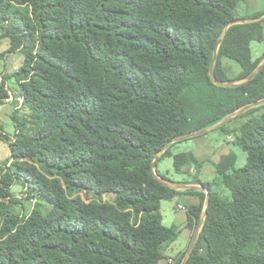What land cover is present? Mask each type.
<instances>
[{
    "label": "trees",
    "instance_id": "obj_1",
    "mask_svg": "<svg viewBox=\"0 0 264 264\" xmlns=\"http://www.w3.org/2000/svg\"><path fill=\"white\" fill-rule=\"evenodd\" d=\"M242 0H0V66L9 54L20 66L0 72V106L7 82L18 85L28 112L0 126L9 158L0 162V264H159L162 247L180 231L162 223L160 204L180 193L157 179L209 189V205L185 264H264V102L238 117V128L218 127L246 153L214 163L229 191L212 182H177L152 167L177 136L222 122L264 99V63L250 80L219 86L209 70L217 41L239 17ZM264 18L227 28L217 47L214 79L242 80L264 60L251 43L264 41ZM240 72L230 79L222 58ZM181 141V140H180ZM178 142V141H176ZM176 173L202 164L191 152L172 154ZM21 180L37 200L19 216L11 187ZM186 208L194 230L205 193ZM111 196V200H106ZM45 207L47 209H45ZM185 249L174 258L181 264Z\"/></svg>",
    "mask_w": 264,
    "mask_h": 264
},
{
    "label": "rangeland",
    "instance_id": "obj_2",
    "mask_svg": "<svg viewBox=\"0 0 264 264\" xmlns=\"http://www.w3.org/2000/svg\"><path fill=\"white\" fill-rule=\"evenodd\" d=\"M243 9H244V4L243 5L239 4L236 9V14L239 17L246 16L244 12L245 10ZM8 46H9V40L7 38H0V52H4ZM263 52H264V41L263 42L254 41L251 43V54L253 59L259 57ZM21 62H22L21 55L17 53L9 54L5 57V59L1 63L0 72H5V75H8L12 71H15L20 66ZM222 64L224 65L227 76L230 79H233L240 72V66L232 59L223 57ZM7 84H8L7 86L9 88V92L12 94V99L5 100V104L0 106V126L5 132L9 134H13L14 133L13 117L17 116L19 118H25L28 115V112L22 106L21 98L18 96V87H17L18 84L14 80H9ZM248 117L249 116L231 117L226 122L227 128L229 129L238 128L240 124ZM228 135H230L231 137ZM234 138L235 137L233 133L224 135L221 130L215 128L206 133L174 143L171 146L170 151L174 154L181 152H192L195 155L207 158L206 160L203 161V163L206 164L205 166L206 173L204 177L212 181V183H214L213 188L220 193L221 197H227L229 196V191L224 187V185L220 183L219 178L215 174V170L213 166L214 163L212 161L218 160L220 153L221 154L228 153V150H231L237 156L235 167L239 168L244 165L246 160V153L237 145L233 144ZM214 151L217 152L214 153ZM8 158H9L8 144L5 141H0V162L7 161ZM158 166H159L158 170L161 171L159 172L167 176L169 179L182 180V179H187L188 177L187 175L184 174L178 175L177 173H175L173 169L172 157L163 158L162 160H160ZM194 167L197 168L196 166ZM198 179L200 180V178ZM25 188L26 187L24 186V183H22V181L19 180L12 186V190H11L13 197L17 200L16 203L13 204V210L15 214L19 216L29 213L32 210V208L37 204V200L33 199L32 197L30 198L26 195ZM105 199L111 200L112 197L106 196ZM45 209L47 208L45 207ZM195 229L191 230V236L187 240V243L185 247L182 249V251L188 248L192 236L195 232ZM184 238H186L185 233H183L182 235L180 234L178 236V239L171 245L173 251L178 249L177 247L179 246V244L182 246L185 243L182 240ZM167 258H165V260L168 264L174 263L173 260L168 261ZM163 263L164 262L162 261L160 264Z\"/></svg>",
    "mask_w": 264,
    "mask_h": 264
},
{
    "label": "crops",
    "instance_id": "obj_3",
    "mask_svg": "<svg viewBox=\"0 0 264 264\" xmlns=\"http://www.w3.org/2000/svg\"><path fill=\"white\" fill-rule=\"evenodd\" d=\"M239 4H242V5L244 4L243 10H245L244 12H245L246 16L251 15L255 12H264V0H242ZM263 18H264V15L262 16V19ZM223 68L225 69L224 65H223ZM228 136H230V135H228ZM217 151H214V153ZM230 153H234V152L231 150H228V153H222V154L220 153L218 160H215L212 162L218 163L222 156L230 154ZM172 154H174V153H172ZM9 156H10V154H9ZM194 156L201 163H203V161L207 159V158L195 155V154H194ZM159 162H157V169L159 168V166H158ZM205 166H206L205 163H203L200 167H197V168H195L194 166H191L187 169V173L184 174V175L188 176L187 179H182V180H174L173 179V180L177 181V182H186V181L191 182L192 178L198 177V178H200V181L210 183L212 181H210L209 179H206L204 177L205 173H206ZM158 171H160V170H158ZM177 174L179 175L182 173H177ZM181 184L199 185V184H193V183H181ZM185 189L186 188H178V190L180 191L179 194H177L176 196H174L173 198H171L169 200H162L161 201L160 209H161V213H162V223L167 227L179 230L180 231L179 235L180 234L182 235L183 233H185L186 238L182 239L185 243L182 246L179 244V246L177 247L178 249H176L174 251L171 248V245L178 239V237L173 242H169V243L165 244L161 250L164 257L160 260L159 264L162 261L164 262L163 264H168L165 260V258H167V257H168L167 258L168 261L173 260L174 256H176V254H178L179 252L182 251V249L185 247V245L187 243V240L191 236V230L185 227L186 226V219H187L186 218V206L191 205V204H198L199 203V197L196 195H193V194H187L186 192H184ZM11 190H12V187H11ZM203 192L205 193V191H203ZM179 205L182 207H179ZM169 257H172V258H169Z\"/></svg>",
    "mask_w": 264,
    "mask_h": 264
},
{
    "label": "water",
    "instance_id": "obj_4",
    "mask_svg": "<svg viewBox=\"0 0 264 264\" xmlns=\"http://www.w3.org/2000/svg\"><path fill=\"white\" fill-rule=\"evenodd\" d=\"M260 19H262V17L255 18V19H235L232 22H230L229 24H227V26L224 28V30L220 34V37H219V39L217 41L216 48L214 50V54H213V58H212V62H211V66H210V70H209V76H210L211 80L215 84H217L219 86H234V85H237V84H240L242 82H245V81H248V80L252 79L258 73V71L260 70L261 66L264 63V60L258 65V67L249 76H247L246 78H244L242 80H234V81H230V82H221V81H218V80L214 79V77H213V68H214V64H215V60H216L217 47H218L219 43L222 41V39L224 38V36L226 34V31H227V28L230 25H233V24L249 23V22L260 20ZM263 102H264V99L256 101V102L251 103V104H248V105L238 109L232 115H230L228 118L224 119L222 122H220V123H218L216 125H213V126H210V127H206L204 129H200V130L195 131V132H190V133H186V134H183V135L175 137L170 142H168L161 150H159L157 152V154L155 155L154 160L152 162V167L155 168V166L157 165V162H158L160 156L162 155V153L164 152V150L166 148H168L173 142L184 140V139H187V138H190V137H194V136L206 133V132H208L210 130H213L215 128H218L222 124H225L231 117L239 116L242 112L246 111L247 109H249L251 107H254V106H257V105H259V104H261ZM157 179L159 181L163 182L165 185L171 187V188H175V189H178V188H186V189L187 188H195L196 190L205 191V194H206L202 213H201V215L199 217L195 232H194V234L192 236V239H191V241L189 243V246H188V248L186 250L184 258H183V260L181 262V264H185L187 259H188V257H189V255H190V253H191V251H192V249H193V246H194V244L196 242V239L198 237L202 222H203V220L205 218V215H206V209H207V207L209 205V194H208L209 189L204 187V186H202V185L178 184V183H172V182L163 181L158 176H157Z\"/></svg>",
    "mask_w": 264,
    "mask_h": 264
},
{
    "label": "built area",
    "instance_id": "obj_5",
    "mask_svg": "<svg viewBox=\"0 0 264 264\" xmlns=\"http://www.w3.org/2000/svg\"><path fill=\"white\" fill-rule=\"evenodd\" d=\"M8 99H12V94L10 92H9V96H8V98H6V100H8ZM179 207H182V206L179 205Z\"/></svg>",
    "mask_w": 264,
    "mask_h": 264
}]
</instances>
